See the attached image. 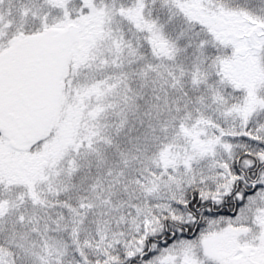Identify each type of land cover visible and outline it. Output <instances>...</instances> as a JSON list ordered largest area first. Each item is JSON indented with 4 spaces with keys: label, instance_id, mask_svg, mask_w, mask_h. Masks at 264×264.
I'll list each match as a JSON object with an SVG mask.
<instances>
[{
    "label": "snow or ice",
    "instance_id": "6c2138e0",
    "mask_svg": "<svg viewBox=\"0 0 264 264\" xmlns=\"http://www.w3.org/2000/svg\"><path fill=\"white\" fill-rule=\"evenodd\" d=\"M0 264H264V0H0Z\"/></svg>",
    "mask_w": 264,
    "mask_h": 264
}]
</instances>
